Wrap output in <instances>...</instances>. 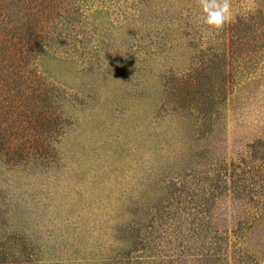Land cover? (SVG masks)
Returning <instances> with one entry per match:
<instances>
[{
  "label": "rangeland",
  "instance_id": "374dc122",
  "mask_svg": "<svg viewBox=\"0 0 264 264\" xmlns=\"http://www.w3.org/2000/svg\"><path fill=\"white\" fill-rule=\"evenodd\" d=\"M230 2L0 1V264H264V0Z\"/></svg>",
  "mask_w": 264,
  "mask_h": 264
},
{
  "label": "clouds",
  "instance_id": "9594fccd",
  "mask_svg": "<svg viewBox=\"0 0 264 264\" xmlns=\"http://www.w3.org/2000/svg\"><path fill=\"white\" fill-rule=\"evenodd\" d=\"M203 23L219 30L233 19L230 0H199Z\"/></svg>",
  "mask_w": 264,
  "mask_h": 264
},
{
  "label": "trees",
  "instance_id": "16d2710c",
  "mask_svg": "<svg viewBox=\"0 0 264 264\" xmlns=\"http://www.w3.org/2000/svg\"><path fill=\"white\" fill-rule=\"evenodd\" d=\"M0 1H2V2H4L5 4H7V3H9L10 2V0H0ZM20 4H23V2H24V0H17ZM40 2V1H39ZM38 2V3H39Z\"/></svg>",
  "mask_w": 264,
  "mask_h": 264
}]
</instances>
